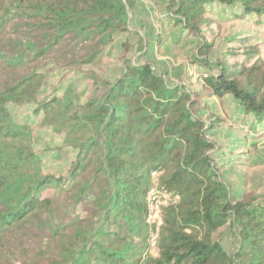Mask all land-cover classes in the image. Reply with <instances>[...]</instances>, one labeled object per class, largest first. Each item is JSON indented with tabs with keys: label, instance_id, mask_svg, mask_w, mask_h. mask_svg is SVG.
Masks as SVG:
<instances>
[{
	"label": "trees",
	"instance_id": "16d2710c",
	"mask_svg": "<svg viewBox=\"0 0 264 264\" xmlns=\"http://www.w3.org/2000/svg\"><path fill=\"white\" fill-rule=\"evenodd\" d=\"M166 3L172 27L197 40L183 84L131 64L122 44L119 77L87 73L93 92L77 98L73 83L41 95L47 67L56 56L62 67L96 65L134 0H0V264H16L10 242L25 239L46 241V264H264V201L208 188L221 166L250 164L259 143L249 139L264 142V60L246 32L218 53L197 21L217 6L264 28V0ZM23 106L28 125L12 116ZM36 121L70 150L65 175L43 172ZM151 173L179 196L162 210L156 256L145 223Z\"/></svg>",
	"mask_w": 264,
	"mask_h": 264
},
{
	"label": "rangeland",
	"instance_id": "374dc122",
	"mask_svg": "<svg viewBox=\"0 0 264 264\" xmlns=\"http://www.w3.org/2000/svg\"><path fill=\"white\" fill-rule=\"evenodd\" d=\"M134 2V9L127 11L126 31L114 36V41L105 47L98 57L97 64L90 67L67 68L54 64L57 61L62 65L60 57L56 56L51 62L53 64L48 66L45 72L47 78L41 95L46 93L61 95L68 85L73 83L76 97L84 98L93 92L95 86L86 78L87 73L91 72L101 82L112 83L119 77L122 68V44L128 47L126 59L131 64L151 65L156 72L165 76L170 86L183 84V68L185 69L186 66L188 68V58L193 53L197 40L195 41L192 36H180L172 27L166 11V0H134ZM197 21L208 23L203 26L204 35L207 39L213 40L214 48L218 53L224 52L226 47L231 45L230 39H242L246 37V32L250 44L260 47L261 57L264 60V28H257L246 19L234 16L233 12L225 7L217 6L204 12L201 20ZM31 109L29 106L12 107V116L16 123L28 125L27 117ZM30 129L34 140V151L42 161L43 172L54 176L65 175L64 162L69 158L70 150L63 145V137L55 134L48 127L39 126V121H36ZM225 131L226 128L220 132V137L226 136ZM249 142L259 143L250 164L243 170H236L231 164L221 166V178L213 180L209 189L223 190L224 198L228 197L229 191L232 200L239 199L242 193L255 192L257 198L264 201V142L252 139H249ZM38 241L35 239L33 241L35 244H29L25 239L21 246L10 242L13 261L16 264H46L42 256L49 248L45 240ZM222 245L227 253H231L237 243L230 234L225 233ZM148 255L151 256L149 247Z\"/></svg>",
	"mask_w": 264,
	"mask_h": 264
},
{
	"label": "built area",
	"instance_id": "2783aa9c",
	"mask_svg": "<svg viewBox=\"0 0 264 264\" xmlns=\"http://www.w3.org/2000/svg\"><path fill=\"white\" fill-rule=\"evenodd\" d=\"M152 186L146 194L147 216L145 223L150 229L148 244L152 256L157 255V238L162 224V210L178 203L179 196L161 188L158 184L160 173H151Z\"/></svg>",
	"mask_w": 264,
	"mask_h": 264
}]
</instances>
